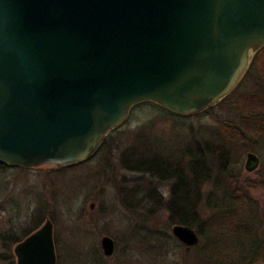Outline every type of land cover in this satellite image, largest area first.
<instances>
[{
	"label": "water",
	"instance_id": "1",
	"mask_svg": "<svg viewBox=\"0 0 264 264\" xmlns=\"http://www.w3.org/2000/svg\"><path fill=\"white\" fill-rule=\"evenodd\" d=\"M263 49L264 0H0V165H82L144 103L203 114ZM259 161L249 153L246 169ZM172 234L200 241L187 226ZM101 247L116 252L109 236ZM14 254L17 264H57L53 222Z\"/></svg>",
	"mask_w": 264,
	"mask_h": 264
},
{
	"label": "trees",
	"instance_id": "2",
	"mask_svg": "<svg viewBox=\"0 0 264 264\" xmlns=\"http://www.w3.org/2000/svg\"><path fill=\"white\" fill-rule=\"evenodd\" d=\"M250 80L253 81L256 90L244 92L235 101H231L233 95ZM227 102L229 107L238 109L237 121L217 119L219 126L207 135L209 138H194L187 148L175 149L171 146L173 148L164 154L167 161H163L161 156L152 151V142L149 141L150 144L147 146L144 141L146 132L151 129L157 130L156 127L148 125L142 128L137 137L138 147L130 149L123 156L127 170L139 174L142 179L147 177L149 179L148 182L137 180L132 186L129 185L119 191L122 206L134 213L138 211V217L142 219L139 226L133 228L129 235L131 238L127 242L139 239L155 257L159 258L163 253L169 255V250L178 251L184 246L170 233L172 226L182 225L193 230L196 228L201 233V245L195 248L197 250L195 264H264V237L259 231L261 215L258 205L247 190V186L252 187L256 183L250 180L241 182L233 171V168L242 164L247 153L256 151L258 141L264 146V49L255 56L246 77L230 96L214 109L194 117L212 116L214 111L225 107ZM138 107L156 108L164 115H168L159 117L157 123L171 121L175 117L191 118L174 115L153 103H144L136 108ZM106 144L107 141L101 150ZM147 150L151 153L146 155ZM186 157L189 159L187 167L184 165ZM220 157L222 158L219 159ZM208 158L211 160L210 163ZM79 166L52 169L47 175H60ZM106 167L107 169L103 168V171L106 172V176L111 177V173L114 172L107 173L111 169ZM213 167H217L218 170L214 177L211 173ZM9 169L0 165V172ZM211 180L213 191L208 193L206 202L203 203V188ZM165 183L170 187V198L167 201L163 199V193L160 191V187ZM259 185L264 188V181H260ZM59 192L55 189L50 193L49 203L46 202L47 199L43 203L40 196L38 201L40 208L34 213L29 226L18 235L13 232H6L3 235L4 250L12 246L9 245L10 242L21 243L40 229L46 216L53 219L56 204L52 199L54 201L56 199L58 203L64 199L63 192ZM43 206L46 207V211ZM204 208L212 211L206 219H202L201 212ZM48 210L51 211V215L47 214ZM163 212L168 213L165 229L159 223ZM146 222L151 229L146 226ZM57 241L55 237V244ZM9 250L11 251V248ZM127 256L135 259L136 255L129 252ZM14 259L12 252L0 256V261L6 264H16ZM103 262L104 257L100 248L95 249L92 264Z\"/></svg>",
	"mask_w": 264,
	"mask_h": 264
},
{
	"label": "rangeland",
	"instance_id": "3",
	"mask_svg": "<svg viewBox=\"0 0 264 264\" xmlns=\"http://www.w3.org/2000/svg\"><path fill=\"white\" fill-rule=\"evenodd\" d=\"M254 90L256 88H254L253 81L250 80L233 95L231 101H235L244 92ZM227 104L229 103L227 102L225 107L214 111L212 116L188 119L175 117L171 121H163L164 123L156 122L159 117L168 116L158 109L135 107L126 124L108 135L105 140V142L107 141L105 148L99 151L93 159L83 163L78 168L60 175H47L50 170L57 169L48 165L27 169V171L14 169L1 171L0 256L11 252L14 254V249L19 244L10 242L9 245L12 246L8 248H11V251L9 249L4 250L3 235L6 232H13L18 235L27 228L34 213L40 208H38L40 196H42L41 201L43 203L45 199L49 203L50 193L57 189L60 191L59 193L63 192L65 200L61 199L59 205L56 199L55 201L52 199V202L56 204L55 214L52 215L54 220L50 216H46L42 224L43 226L48 219L54 221L55 237L58 239L56 244L57 264H92L94 250L98 248L104 257V262L100 264H195L197 251L195 248L201 245V241L193 247H187L183 244L184 246L178 251L169 250V255L163 253L159 258L141 244L139 239L127 242L131 238L129 235L133 232V228L139 226L138 224L142 222V219L138 217V211L134 213L122 206L119 191L129 187V185L132 186L133 182L137 180L148 182L149 179H147L148 177L142 179L139 174L127 170L123 156L130 149L138 147V135L143 127L150 125V127L155 126L157 130L147 131L144 141L147 146L150 144L149 141L152 142L154 147H152V151L161 156L163 161H167L164 154H167L173 147L175 149L187 148L194 138H209L210 136L207 135L219 126L217 119L237 121L238 109L231 108ZM262 144L258 141L256 151L249 152L259 157V166L256 170L249 172L246 169L249 154L247 153L242 164L233 168V171L241 182L250 180L256 183L252 187L247 186V190L258 205L261 215V230L259 231L264 237V188L259 185L260 181H264V146ZM171 146L173 147L171 148ZM149 152L151 153L150 150H147L146 155ZM209 159L208 162L210 163L211 160ZM188 160L187 157L184 160L186 167ZM106 166L111 169L107 173L114 172V174L111 173V177L106 176V172L103 171V168L107 169ZM214 166L216 165L214 164ZM217 172V167H213L211 172L213 177ZM160 191L163 193V199L167 201L170 198L168 183L163 184ZM212 191L213 181L211 180L203 188V203L206 202L208 193ZM43 207L46 211V207ZM201 213L202 219H206L212 211L204 208ZM47 214L51 215V211ZM167 219L168 213L163 212L159 218V223L163 229H165ZM146 226L151 229L148 223ZM173 227L170 230L171 234ZM194 230L201 236L198 229L194 228ZM105 236L115 240L116 252L112 257H106L103 254L101 240ZM200 236L199 239L202 240V236L201 238ZM129 252L136 255L135 259L127 256ZM14 258L17 264L15 254ZM0 264L6 263L0 261Z\"/></svg>",
	"mask_w": 264,
	"mask_h": 264
}]
</instances>
